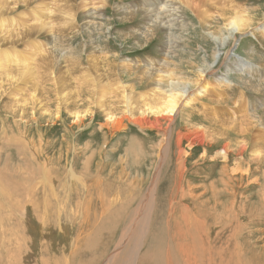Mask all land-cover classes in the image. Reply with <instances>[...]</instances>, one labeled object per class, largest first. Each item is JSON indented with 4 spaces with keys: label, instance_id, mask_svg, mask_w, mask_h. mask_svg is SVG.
Returning a JSON list of instances; mask_svg holds the SVG:
<instances>
[{
    "label": "rangeland",
    "instance_id": "obj_1",
    "mask_svg": "<svg viewBox=\"0 0 264 264\" xmlns=\"http://www.w3.org/2000/svg\"><path fill=\"white\" fill-rule=\"evenodd\" d=\"M237 1L239 8L255 10L253 28L258 30L254 36L238 37L227 60L225 49L213 56L217 41L202 30V21L193 11L187 9L188 16H183L192 25L174 55H178L175 65L191 76L198 68L219 65L216 75L228 76L227 83L232 85L223 81L221 90L214 76L210 77L215 72L209 73L200 91L191 97L195 105L185 104L177 117L171 145L162 150L159 131L142 130L127 119L114 130L105 117L109 109L117 115L126 111L117 102L123 88L127 89L121 96L133 97L138 106L139 97L158 81L155 72L147 74L143 67L127 69L125 60L136 61L138 66L153 60L158 69L171 56V50L164 48L169 42L165 32L159 31L146 43L150 37L145 36L148 32L142 17L123 12L145 0H34L16 7V13H6L7 25L22 30L20 23L13 25L15 19L23 18L30 27L39 23L33 11L45 20V7L57 5L61 8L55 16L58 49H69L72 54L55 53L62 63L56 65V78L42 68L33 70L32 77L8 82L11 86L2 83L5 76L0 77V259L4 251L32 246L30 252L37 257L65 254V262L79 264L83 248L94 245L98 253L118 247L127 253L126 259L139 261L149 245L153 216L161 206L164 229L174 212L185 223L186 216L204 211L209 220L201 235L216 250L224 251L226 262L264 264V129L260 126L264 125V0ZM95 8L98 18L92 12ZM67 13L76 23L65 25ZM33 35L5 47L25 52L35 38L41 39L37 45H56L48 28L41 27ZM241 61L248 65L243 68L245 73L235 66ZM115 79L120 87L116 92ZM199 122L205 127L203 145L194 136H186L187 127ZM178 132L185 134L186 151H193L182 183L185 193H193L187 200L183 193L178 197L171 194L173 199L168 200L161 178L165 163L175 164L173 140ZM244 139L250 145L240 163L249 172L228 174L233 178L230 185L217 182L222 168L217 155L227 143L236 147ZM254 157L263 163L258 164ZM154 184L157 198L145 203L139 216V207ZM232 188L244 196L235 199ZM179 206L188 210L184 216ZM237 249H241L240 256L234 254Z\"/></svg>",
    "mask_w": 264,
    "mask_h": 264
},
{
    "label": "bare ground",
    "instance_id": "obj_2",
    "mask_svg": "<svg viewBox=\"0 0 264 264\" xmlns=\"http://www.w3.org/2000/svg\"><path fill=\"white\" fill-rule=\"evenodd\" d=\"M8 1L10 2L0 0V49L3 50V53L0 55V77H6L2 83L6 86H11V84L18 82L25 77H32L34 75L32 71L35 69L39 70L40 68L43 69V73L48 72V74L56 78V65L61 63V61L58 57L60 55L55 53L58 52L67 55L72 54V51L69 49H58L60 36L55 30V16H57L59 10L61 11V8L57 7V5L45 7V13L47 16L45 20H43L40 14L33 11L31 14L37 17L36 22L39 23L26 27L28 24L25 23V20L23 18H18L19 20L15 19L13 21V25L15 22H18L20 23V27H24V29H14L15 26L11 29V24L7 25L9 21L4 18V16L8 15L6 13H16L15 11L18 9L16 7L20 8V6H28L34 0ZM239 4L240 3L237 0H145V3H142L141 6L138 4V6H131L129 9L124 8L123 12L126 16L130 15L133 17L139 14L142 17V25L146 26V32H148L145 33V36L150 37L147 39L146 43L154 38L159 31H163L168 35L169 42L165 44L164 48L171 50V56L158 69L154 66L156 63L153 62V60L148 64L142 63L139 66L135 63L136 61H131V63L128 60H125L127 69L143 67V70L147 74L155 72V78H157L158 81L156 85L146 91L145 95L139 97L138 106H135L137 102L134 101L135 99L133 97H129V95L121 96L125 93V89H127L123 88L125 91H120L121 95L117 98V102L120 105H123V107H126V111L117 115L113 110L109 109L105 114L106 120L109 122L107 126L110 125L114 130L120 129L123 120L127 119L142 130L159 131L161 134L159 148L161 150L166 145H171L173 127L177 121V117L180 115L185 104L189 103L190 105H195L192 103L193 99L191 100V97L200 91L203 79L206 81L209 73L215 72L210 77L214 76L213 78L215 79V82H217V85L221 87V90H223L221 82L224 81L225 85L229 84L227 83L229 81L227 78L228 76L223 75V77H220V75H216V67L219 65L215 67L209 66L206 69L198 68L194 73L195 76L184 74V70H182V68L179 69V67L175 65V58H177L178 55H176L175 58L174 55L177 54V49L178 51L181 50L180 45H182L184 39L185 41L187 40L186 35L189 34V28L192 25V21L190 19H184L183 16H188L187 9L188 11L192 10L196 18L202 21V30L208 32V37L217 41V44L213 49V56L216 58L217 53L225 49V60H227L228 56H230L229 48L234 44L238 37L242 39L243 36L247 34L254 36L258 30V28H253L255 15H253L252 12L255 10L239 8ZM11 5L14 7H10ZM19 10L17 12H19ZM95 10H97V8L93 9L92 12H96ZM94 14L95 13H93V16ZM96 14V17L98 18V13L96 12ZM66 16L68 17L65 25H73V23H76V19L74 22L72 21V14L67 13ZM74 18H76L75 15ZM41 27H43V29L48 28L51 32V40L53 43H56L54 47H52V44L51 46L46 44L37 45V42L41 39L35 38L37 41H32V45L29 49H24L25 52L22 51L23 49L18 50L16 48L11 51L8 50L14 43L24 40L25 38H29L30 40L32 37H35L33 34ZM214 27H216L217 31L213 32ZM27 28H30V30H27ZM261 30L264 32V22L261 25ZM7 45H9L8 49L5 47ZM65 47H67V45ZM251 52H253V50L249 51V53ZM165 55L167 57L169 56L168 53ZM38 58L39 60L36 61ZM207 63L208 62L205 61L206 65ZM245 63V61H241L235 66H238L240 70L245 73L243 68H247L246 66H248ZM229 71L231 70L229 69L228 72ZM152 79V76H150L149 81ZM115 80L114 85L116 86L114 87V91L116 92L117 90L119 91L120 87L117 86L119 83L118 80ZM11 81L15 82L8 84V82ZM164 84L167 86L163 87ZM229 85H232V83ZM3 89L4 92L5 87ZM102 91L104 92V95L108 94L107 89ZM65 97L63 96L62 100L66 99ZM225 100L223 99L222 101ZM248 115H255V113ZM76 118L81 121L80 115H76ZM259 121L260 119L256 120V124H259ZM201 122H199L198 125H190V127H187L186 136H194L197 143L203 145V142L206 140V133L205 127L200 124ZM260 126L264 129L263 124H260ZM246 127H244V134H247L248 127ZM220 136L221 135L218 137ZM184 137L185 134L181 132H178L176 137L174 135L173 141H175L174 146L176 148L177 158L174 160L175 164L171 162L165 163L166 170L164 176L161 178V189H165L164 196L167 197L168 200L172 195L178 197L181 193H183L182 196H184V199L187 200L189 195L193 193H185L182 188V183L184 181L183 176L184 173H187V161L193 155V151L187 152L183 146L185 141ZM236 144V147H231L232 144L227 143L221 153L217 155V157L222 159V168L218 173L217 182L222 183L223 185H230L228 182H231L233 179L230 177L231 175L229 176L228 174L243 171L249 172V169H245V165L241 164L240 160L245 158V154L249 149L250 140L249 143L244 139ZM230 150H232V152ZM254 154H258V152H254ZM165 159L166 157L163 161H165ZM253 160H258V164L263 163L260 161L261 159L259 157H254ZM171 166H173L172 172ZM215 167L218 168L216 165ZM215 183L216 181H214L213 184ZM167 185H170V188L167 189ZM213 187L215 186L213 185ZM232 189L234 192L232 196H234L235 199H237V195H239V197L244 196L241 193H237L235 188ZM145 198L146 199L139 207V216L144 213L146 206L145 203L157 198L156 184L152 185L150 193L147 194ZM160 209L161 206L156 212V215L153 216V228L148 237L149 245L141 260L126 259L127 253L118 247L112 252L104 250L98 253L97 247L90 245L83 248L80 253L81 259H79V264H229L225 261L224 251L222 249L216 250L215 246L209 243L210 240L206 238L205 241L201 235V231L203 228L205 230V225L209 220V215L204 211H202L203 213L195 214L192 218L186 216L185 223L179 222L178 218L174 217L176 214L174 212L173 219L168 220L166 223V230L163 228V222L160 223L162 218V212L159 214ZM179 209L180 215L185 214L188 211L181 209L180 206ZM169 224H173L172 229L169 228ZM228 239L231 240L230 237ZM229 245L228 250L231 248ZM174 247L176 250H174ZM30 248H32V246L21 247L13 251H4V257L0 259V264H68L63 260L65 259V254L63 256L52 254L49 257H37L30 252ZM85 251H87V253L84 256L82 253H85ZM234 254L240 256L241 249H237ZM229 255H232V253L229 252ZM177 256H179L178 262H176ZM72 258L75 259L74 256H72Z\"/></svg>",
    "mask_w": 264,
    "mask_h": 264
}]
</instances>
